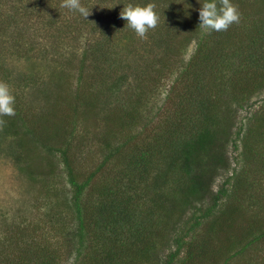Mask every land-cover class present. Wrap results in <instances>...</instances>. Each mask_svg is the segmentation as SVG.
<instances>
[{
  "label": "trees",
  "instance_id": "obj_1",
  "mask_svg": "<svg viewBox=\"0 0 264 264\" xmlns=\"http://www.w3.org/2000/svg\"><path fill=\"white\" fill-rule=\"evenodd\" d=\"M53 1L56 7L49 3ZM204 2L202 0L201 4ZM231 2L238 5L244 19L240 21L250 20L243 23L247 27L243 38L233 43L231 29L237 24L226 31L205 34L195 12L185 19L179 11L170 13L166 10L167 15L186 31L185 42L196 29L207 38L197 39L187 65L174 78L176 85H182L172 91L178 97L176 119L167 131L160 128V133L139 139V142L138 133H130L133 122H136L135 106L126 109L119 105L125 102L121 101L120 90L128 83L123 79L128 75L122 72L113 81L107 79L116 71L111 61L115 56L110 48H102L103 43L109 44L108 35L103 32L99 41L90 42L89 47L87 44L80 54L75 90L70 95L74 111L79 116L84 114L82 120L92 114L93 123L88 120V126L79 131L75 113L70 112L66 120L60 119L57 110L54 111L58 103L61 104L60 96L49 104V109L29 98L24 104L28 105L26 110L19 102L14 104L15 116L2 117L6 123L0 128V135L10 138L3 147L5 153L13 158L29 181L45 180L43 175L49 177L55 172V160L62 163L72 190L69 198L58 196L55 203L58 207H67L66 211L74 215L75 225L68 237L76 253L73 264H155L158 244L169 241L168 229H174L170 244L173 242L175 247L164 264H174V259L178 264H200L202 261L231 264L247 249L264 245V227L259 225L260 211L249 212L246 219L245 210L253 201L244 204L241 198L252 185L247 178L248 162L260 158L264 167V153L255 150L254 141L248 142L250 137L264 143V108L250 117L257 123V128L255 131L248 129L246 134L247 144L242 148L243 164L233 170L217 191L211 190L214 176L225 162L222 143L231 126L227 124L230 115L226 117L221 112L226 94L219 86L224 83L220 80L228 66L224 60L230 56L236 59L231 66L234 76L227 89H230L229 94L237 108H242L251 94L264 90V0ZM217 4L219 7V0ZM38 10L47 14L43 24L39 21L46 27L64 12L55 0H0L1 66L7 56L4 48L11 49L16 45L17 56H23L24 50L29 52L37 45L27 44L24 26L33 16L37 20L42 16ZM67 18L68 22L75 19ZM8 38H13L15 44H9ZM59 43L60 48L63 45ZM57 55L71 67L72 53L66 55L57 49ZM89 67L93 78L103 79L102 71L106 74L107 78L100 84L104 85L111 102L102 100V95L98 97L99 93L92 91L91 87L96 90L99 82H88L85 71ZM62 68L57 63V71ZM144 68L148 69L147 66ZM6 71L1 69V75L8 76L10 71ZM30 84L34 82L30 81ZM27 85L24 79V89ZM41 90L46 93L43 96L50 95V90L44 87ZM82 90L90 91L81 93ZM129 96L128 103L134 102L135 96ZM134 103H138L137 99ZM224 110L226 113L232 111L229 107ZM224 118H227L225 122ZM119 129L125 131V136L118 132ZM98 137L108 152L96 169L109 161H114L117 169L112 179L102 182L94 180L96 171L83 179L71 151L77 147L82 149ZM113 140H117L116 145H112ZM41 186L47 194L50 193L46 184ZM239 195L238 200L230 201ZM206 202L209 204L203 207ZM217 205L222 207L216 208ZM187 209H191L186 219L189 224L178 225ZM26 231L24 229V247L20 245L22 253L17 251V259H9L10 251L5 243V239H13V235L2 238L0 264H55L59 257L55 247L37 244L35 248L31 245L34 235ZM260 252L258 250L256 260L258 264H264V255L261 256Z\"/></svg>",
  "mask_w": 264,
  "mask_h": 264
},
{
  "label": "rangeland",
  "instance_id": "obj_2",
  "mask_svg": "<svg viewBox=\"0 0 264 264\" xmlns=\"http://www.w3.org/2000/svg\"><path fill=\"white\" fill-rule=\"evenodd\" d=\"M55 1L59 7L63 2V0ZM49 3L52 7H56L54 1ZM129 3L141 6L148 3L156 5L155 11L160 17L159 23L155 29L148 31L146 39L139 38L134 30L127 26L126 21L120 18L121 10ZM201 3L202 0H179L178 2L176 0H81L83 6L91 8L90 16L84 19L78 12L63 8L64 12L59 15L56 22H51L50 27L42 25L48 17L46 13L38 10L43 18L40 17L37 20L33 16L28 25L24 26L28 40L27 44L37 45L30 48L29 52L24 50L23 56H17L16 45L11 49L4 48L7 56H5L3 66L0 65V81H4L9 85L12 94L15 96V104L22 102L21 108H24V110L28 107L24 104L29 98L34 103L44 104L42 105L43 108L49 109V104H53L55 98L60 96L61 104L58 103L59 105H57V109L54 108V111L57 110V116L65 120L70 112L75 113L78 129L81 131V128L88 126V120L93 123L94 116L91 114L90 117L88 116L87 119L82 120L81 117L84 114L79 116L74 111L70 97L75 90L76 71L80 63V54L87 44V47H89L90 42L94 43L101 39V32L106 33L109 44L103 43L102 48H110L113 52L112 55L115 58L111 61L114 63L116 71L109 78L102 71L103 79L93 78L90 74V67L88 70L86 69L85 73L89 83L99 82L96 90L93 86L91 87L92 91L99 93L98 97L102 95V100H110V102L111 98L103 89L104 85L100 84L101 81L106 78L113 81L122 72L128 75L123 78L124 81L128 80V83L120 90L122 94L121 101L125 100V102L119 103V105L124 106L126 109L135 106L134 117L136 122H133L130 133H138L136 135L139 142V139L144 140L147 136L160 133V128L167 131L172 127V122L176 119L175 111L178 100V97L172 91L182 85L181 83L179 86L176 85L174 78L187 65L196 48L197 39H207L206 35L197 32L196 29L194 34L190 35L187 42H185L186 31L182 30L181 24H178L167 15L166 10L171 11L170 13L179 11L185 18L192 15L193 12L199 15ZM19 15L20 13H18ZM67 17L75 19H73V22H68ZM26 20L24 15V24ZM40 20L42 24L39 23ZM241 20L244 19L241 18ZM249 22L250 20L240 21L231 29L232 43L243 38L247 31V27L243 23ZM8 41L9 44H15L13 38H8ZM59 42H62L63 45H60V48ZM57 49L63 51L66 55L72 53L69 64L71 67L65 64L61 56L58 57ZM235 60L234 56L224 60L225 63H228V66L221 76L222 80H220L224 83L219 88L225 89L224 93L226 94L224 108L221 109V112L226 117L230 115L227 124L231 126L229 134L225 138L226 140L222 143L225 162L223 166L218 168V172L214 176L211 186L212 192L217 191L224 181L232 175L233 170L239 169L243 164L242 148L244 144H247L246 134L248 129L255 131L257 128V123L250 117L253 114L257 115L264 108V90L251 94L242 108H237V103L233 102V97L229 94L230 89H227V87H230L229 81L234 76L231 66ZM89 62L90 60L87 59V63ZM57 63L63 66L61 71H57ZM144 66H147L148 69H145ZM1 69L9 70V75H1ZM24 79L28 82L25 89ZM29 80L34 84H30ZM43 87L50 90L49 96H43L46 94H43L41 90ZM56 91L62 96L56 94ZM88 91L90 90H82L81 93ZM129 95L135 96L133 97L134 102L137 99L138 103H128ZM226 107H229L232 111L226 113L224 110ZM226 119L224 118V122ZM118 132L125 136L124 130L119 129ZM9 141V137L5 138L0 135V241H2V238L5 239V237L13 235L14 240L5 239L6 246L8 245L7 249L10 251L9 259H17L19 257L17 251L22 253L21 246L24 247V229H26L25 233L34 235V241L31 245L35 248L37 244L40 246L45 244L49 248L55 247L57 254H59L55 264H73L76 253L68 237L72 235L71 231H73L75 225L74 215L70 211H66L67 207H58L55 203L56 199H59L58 196L69 198L72 190L65 172L62 170V163L58 159L55 160V172L51 176L46 177L43 175L45 180L31 182L16 166L13 158L5 153L3 147ZM249 141H254L255 150L264 153V143L252 140L250 137L248 138ZM111 143L116 145L117 140H113ZM102 144L101 138L98 137L93 138V141L88 145H84L82 149L72 148V155L76 159V168L83 179L92 171H96L94 180L96 179L99 182L106 179L110 180L115 176V170L117 169L114 161L106 162L100 169H96L102 162L103 156L108 152V149L104 148ZM261 162L260 158L248 162L247 167L250 171L247 178L252 185L241 198H243L242 203L244 204L253 201L252 204L249 203L250 206L247 205L248 209L245 210L246 219L249 212L252 213L259 209V225L264 227V167H262ZM153 171L156 170L153 169ZM42 183L46 184V187L52 193L50 191L47 194L41 186ZM239 198L240 195L236 199H230V201L235 202ZM208 204V202L203 203V207ZM221 207L222 205L216 206V208ZM190 210L187 209L185 214L181 216L178 225L186 223ZM235 226L237 227L238 224ZM16 231L17 233H14ZM65 232L68 235H65ZM173 235L174 229H168L169 241L165 244H158L155 264L166 262L170 250L175 247L173 242L170 244ZM16 244L18 247H16ZM35 248L32 250L35 251ZM258 250H261V256L264 255V245L260 244L254 250L247 249L231 264H258L259 261L256 260V255L259 254ZM173 261H175L174 264H178L177 259ZM201 263L206 264L204 261Z\"/></svg>",
  "mask_w": 264,
  "mask_h": 264
},
{
  "label": "clouds",
  "instance_id": "obj_3",
  "mask_svg": "<svg viewBox=\"0 0 264 264\" xmlns=\"http://www.w3.org/2000/svg\"><path fill=\"white\" fill-rule=\"evenodd\" d=\"M60 7L70 11L78 12L84 19L91 15V8L83 6L81 0H63ZM156 5L148 3L144 6L125 5L120 12V18L125 20L127 26L134 30L135 34L146 39L150 29H155L159 23V15L155 11ZM241 19L238 5L231 0H205L199 9V27L205 34L211 32H222L228 30L233 24H238ZM15 96L12 94L9 85L0 81V128L6 123L2 117L15 116Z\"/></svg>",
  "mask_w": 264,
  "mask_h": 264
}]
</instances>
